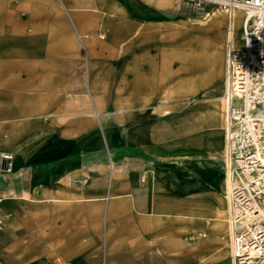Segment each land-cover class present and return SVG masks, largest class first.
<instances>
[{"label":"crops","instance_id":"0c3cea01","mask_svg":"<svg viewBox=\"0 0 264 264\" xmlns=\"http://www.w3.org/2000/svg\"><path fill=\"white\" fill-rule=\"evenodd\" d=\"M180 1L0 0V264H233L226 48Z\"/></svg>","mask_w":264,"mask_h":264},{"label":"built area","instance_id":"2783aa9c","mask_svg":"<svg viewBox=\"0 0 264 264\" xmlns=\"http://www.w3.org/2000/svg\"><path fill=\"white\" fill-rule=\"evenodd\" d=\"M204 12L219 0H183ZM230 18L244 11L242 45L229 40L225 70V154L234 264H264V0H228ZM81 39L80 36H78ZM14 169V155L0 149V174ZM2 221L0 219V226Z\"/></svg>","mask_w":264,"mask_h":264},{"label":"rangeland","instance_id":"374dc122","mask_svg":"<svg viewBox=\"0 0 264 264\" xmlns=\"http://www.w3.org/2000/svg\"><path fill=\"white\" fill-rule=\"evenodd\" d=\"M180 8H179V12H181L182 16L185 19V23L191 25H194L196 27L199 26L198 29H196V35L200 38H212V39H217L219 34H222V37L224 39V45L225 48L227 49V45L229 43L228 39H227V29L229 27V22L230 21V17L228 12L225 11V9L223 8V6H215L212 8V10H210L211 14L213 15L214 12L216 11H221V13L223 14L222 16V21L221 24H217L213 27H211L210 21H211V16H206L207 18L205 19L204 17V13L207 12L209 10L210 7H208L207 9H205L204 12H199L196 11L195 9H193L189 4H187L186 2H184L183 0L180 1ZM240 10H236L234 12V16H233V20H232V29H233V43L234 45L239 43V47L242 45V41L240 39L241 36V22L244 16V13ZM217 26V27H216ZM174 36H170V38H173ZM180 39H188L191 37L190 32L188 31V29H185L183 31L179 32V36H176ZM231 40V38H230Z\"/></svg>","mask_w":264,"mask_h":264},{"label":"bare ground","instance_id":"6f19581e","mask_svg":"<svg viewBox=\"0 0 264 264\" xmlns=\"http://www.w3.org/2000/svg\"><path fill=\"white\" fill-rule=\"evenodd\" d=\"M226 1H228V0H219L218 1V4L219 5H210V6H208V7H210V8H213V7H217V6H220V5H224V4H226ZM209 8V9H210ZM236 10H240V9H233L232 10V12H231V18H230V21L228 20V22H229V27H228V29H227V39H228V41L230 40V38H231V41H232V43H233V38L231 37V31H232V20H233V16H234V12L236 11ZM209 11L210 10H208L207 12H205L204 13V17H208V16H211L212 14L211 13H209ZM240 11H242V10H240ZM239 11V12H240ZM243 13H244V11H242ZM222 16H223V14L221 13V11H216V12H214L213 13V15H212V20H211V27H213V26H215V25H217V24H219V23H221V18H222ZM230 17V16H229ZM244 18H245V13H244V16H243V19H242V22H241V28H242V24H243V21H244ZM234 45V44H233ZM235 46V45H234ZM237 47H239V46H237ZM226 92V91H225ZM225 99H226V96H225V94H224V102H225ZM227 174V173H226ZM228 174H227V177L225 178V197H226V200H227V203H228V198H227V192H228ZM228 205H229V203H228ZM224 221H226L227 222V225H228V227L226 228V239H227V245L229 246L230 245V250H229V252H230V256H231V240H232V237H231V232H232V227H231V224H230V219H229V212H228V217H226V218H224ZM232 235H233V233H232ZM226 245V246H227ZM231 261L233 262V260H232V258H231ZM231 261H230V263H231ZM234 264V263H233Z\"/></svg>","mask_w":264,"mask_h":264}]
</instances>
